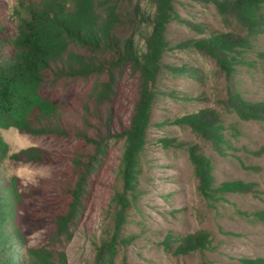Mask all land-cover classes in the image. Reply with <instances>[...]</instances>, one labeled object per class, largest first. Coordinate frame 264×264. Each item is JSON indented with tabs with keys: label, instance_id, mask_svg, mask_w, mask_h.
Instances as JSON below:
<instances>
[{
	"label": "trees",
	"instance_id": "obj_1",
	"mask_svg": "<svg viewBox=\"0 0 264 264\" xmlns=\"http://www.w3.org/2000/svg\"><path fill=\"white\" fill-rule=\"evenodd\" d=\"M200 1L210 2L232 29L220 31L204 23H189L200 35L175 45L206 52L230 76L252 38L264 32V0ZM14 15L15 32L0 36V128L15 127L30 134L74 139L75 143L59 190L51 196L40 194L37 202L47 219H42L39 212L27 211L16 177L5 182L0 176V264L64 261L62 254L47 244L27 246L26 235L32 225L43 226L49 220L51 240L70 237V223L83 207L91 177L107 153L108 140L122 137L119 188L111 198L114 229L96 246L92 263L109 264L116 253L114 230L138 198L140 154L146 143L162 58L171 47L167 25L179 17L172 0H18ZM1 25L0 21V30ZM257 56L264 62V51H258ZM127 75L135 79V94L125 124L116 107ZM217 102L220 110L203 107L174 121L188 125L222 155L232 146L221 111L232 112L240 120L264 122V100L246 99L229 88ZM230 129L233 134L239 132L235 126ZM187 150L198 193L208 204L213 206L229 193L249 194L264 203L258 182H216L210 159L201 146L192 143ZM7 153L8 145L0 133V156ZM14 156L44 163L53 160L49 152L37 146L22 148ZM244 214L264 227V208ZM209 242L210 234L204 229L176 237L168 234L164 239L175 254L203 250ZM240 261L264 264V256H244Z\"/></svg>",
	"mask_w": 264,
	"mask_h": 264
},
{
	"label": "rangeland",
	"instance_id": "obj_2",
	"mask_svg": "<svg viewBox=\"0 0 264 264\" xmlns=\"http://www.w3.org/2000/svg\"><path fill=\"white\" fill-rule=\"evenodd\" d=\"M172 3L179 18L167 25L171 47L162 58L157 95L140 154L139 194L114 230L116 253L109 264H242L241 257L264 256V227L244 214L264 208V203L249 194L229 193L213 206L208 204L198 193L187 146L192 143L201 146L210 159L216 182L256 181L264 192V122L240 120L232 112L221 111L226 137L232 146L221 155L188 125L179 124L174 118L203 107L220 110L217 101L229 88L246 99L264 100V62L257 56L258 51H264V32L252 38L250 46L242 51V61L228 76L213 56L193 46L175 44L200 35L189 23H204L207 28L220 31H229L232 26L210 2L172 0ZM17 4L18 0H0V36L15 32ZM142 5L147 6L144 1ZM139 43L142 45V40ZM134 81L133 76L127 75L116 107L125 124L135 94ZM231 126L238 129V134L232 133ZM0 133L8 145V153L0 156L2 180L7 182L16 177L27 211L39 212L42 219H47V213L40 210L37 202L42 194L51 196L59 190L75 140L30 134L15 127L0 128ZM28 146L46 150L53 160L44 163L14 156ZM122 150V137L108 140L107 153L91 177L83 207L70 223L69 238L51 240L53 228L48 220L43 226L32 225L26 245L47 244L55 253L62 254L61 264H92L96 246L114 229L111 198L119 188L117 173ZM197 229L210 234L208 247L203 250L175 254L164 243L168 234L176 237Z\"/></svg>",
	"mask_w": 264,
	"mask_h": 264
}]
</instances>
